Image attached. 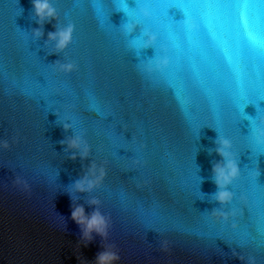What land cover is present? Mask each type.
<instances>
[{
  "label": "water",
  "instance_id": "95a60500",
  "mask_svg": "<svg viewBox=\"0 0 264 264\" xmlns=\"http://www.w3.org/2000/svg\"><path fill=\"white\" fill-rule=\"evenodd\" d=\"M94 3L53 0L58 23L71 21L75 32L64 53L51 54L57 21L36 39L32 0H0V140L9 145L0 150V264H93L102 246L114 247L119 264H264V148L249 137L251 122L264 128V95L240 100L244 74L223 92L187 76H147L137 64L156 48L130 51L120 30L128 16L98 0L100 16ZM125 3L135 11L138 0ZM153 10L156 31L163 9ZM165 11L174 28L186 20L181 7ZM66 61L76 70L55 69ZM253 71L264 81V67L244 69ZM216 129L232 141L241 171L223 208L211 199ZM76 135L88 145L85 159L70 158L66 141ZM93 165L104 168L103 183L72 193L74 204L90 213L88 201L99 200L110 226L106 240L85 247L68 191Z\"/></svg>",
  "mask_w": 264,
  "mask_h": 264
},
{
  "label": "clouds",
  "instance_id": "9594fccd",
  "mask_svg": "<svg viewBox=\"0 0 264 264\" xmlns=\"http://www.w3.org/2000/svg\"><path fill=\"white\" fill-rule=\"evenodd\" d=\"M112 2L117 11L124 12L129 18L128 22L123 24L120 28L122 34L127 40L129 50L135 51L137 56H139V52L142 49L152 47L157 50L154 59H150L147 62L141 61L137 64L138 70L149 77L155 74H160L162 76L166 74L170 67V61L164 53V50L159 49V43L162 36L161 31H153V6L159 3H188L189 0H179V2H177V0H163V2L162 0H138L135 11L128 8L125 0H112ZM118 5L123 6L118 7ZM94 6L97 8L98 15L103 16V8L102 5L98 3V0H95ZM32 8L36 21L40 25V28L33 31V37L36 39L41 38L43 36V25L46 22H51L53 20L57 21L56 30L47 34L46 44L49 46L51 54L64 53L72 44L75 26L72 23L63 25L58 23V14L53 5V0H32ZM130 13L134 15H130ZM140 26H142L140 36L129 40V35L134 33L137 27ZM54 67L60 72L71 73L76 70L77 66L71 61H66L57 62ZM251 124L252 130L251 135L249 136L251 141L257 147L264 148V128L257 127L252 122ZM69 127L68 124H64L65 131L69 130ZM216 144L217 147L215 151L220 157V160L216 162L212 168L213 181L216 185L217 191L212 194L211 199L219 203L221 208H223L232 204L235 199V194L228 191V188L240 179L241 171L237 165L238 159L236 153L233 151L232 141L228 138L219 136ZM8 147L9 145L7 141L0 140V150L7 149ZM66 147L67 150L73 153L70 157L73 160L77 158V153L81 159L88 157V145L79 135L69 138L66 141ZM105 175L106 173L103 167L93 165L81 179L76 181L69 188L68 191L74 205L71 212V219L80 228V239L85 242V247L93 243L94 237L96 236L100 237L101 240L107 239L110 221L100 210L99 200L90 199L88 201L89 207L93 209V211L88 213L85 211L83 205L79 203L74 204V196L72 193L85 194L95 191L102 185ZM17 183L22 184L23 182L18 180ZM24 188H27L26 184L24 185ZM212 214L224 221L229 219L228 214L218 212L217 210H213ZM233 227H235V225H233ZM102 249L103 250L96 255L93 264H119L120 257L114 247L102 246ZM237 258L242 259V257L239 256ZM249 264H252V262L250 261Z\"/></svg>",
  "mask_w": 264,
  "mask_h": 264
},
{
  "label": "snow or ice",
  "instance_id": "6c2138e0",
  "mask_svg": "<svg viewBox=\"0 0 264 264\" xmlns=\"http://www.w3.org/2000/svg\"><path fill=\"white\" fill-rule=\"evenodd\" d=\"M154 6L163 9V20L157 28L162 33L159 49L164 50L170 61L167 74L173 80L187 76L210 82L223 92L230 90L232 82L239 88L244 74L248 76L249 88L247 95H240V100L252 102L251 97L257 91L264 95V81L259 74L244 73L249 67H264V0H189ZM173 6L184 8L187 16L175 28L165 22V10ZM216 132L228 138L222 130Z\"/></svg>",
  "mask_w": 264,
  "mask_h": 264
}]
</instances>
